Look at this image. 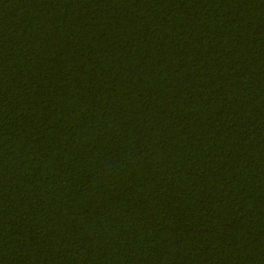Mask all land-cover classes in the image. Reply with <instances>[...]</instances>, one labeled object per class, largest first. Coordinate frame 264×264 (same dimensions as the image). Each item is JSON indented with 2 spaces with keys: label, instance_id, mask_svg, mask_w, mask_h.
<instances>
[{
  "label": "trees",
  "instance_id": "1",
  "mask_svg": "<svg viewBox=\"0 0 264 264\" xmlns=\"http://www.w3.org/2000/svg\"><path fill=\"white\" fill-rule=\"evenodd\" d=\"M0 264H264V0H0Z\"/></svg>",
  "mask_w": 264,
  "mask_h": 264
}]
</instances>
